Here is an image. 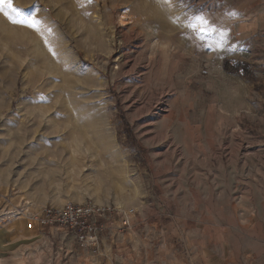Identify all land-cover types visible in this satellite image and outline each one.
I'll return each instance as SVG.
<instances>
[{
	"label": "rangeland",
	"instance_id": "1",
	"mask_svg": "<svg viewBox=\"0 0 264 264\" xmlns=\"http://www.w3.org/2000/svg\"><path fill=\"white\" fill-rule=\"evenodd\" d=\"M12 2L41 28L0 13V264H264V0ZM87 200L132 227L84 250L12 214Z\"/></svg>",
	"mask_w": 264,
	"mask_h": 264
},
{
	"label": "built area",
	"instance_id": "2",
	"mask_svg": "<svg viewBox=\"0 0 264 264\" xmlns=\"http://www.w3.org/2000/svg\"><path fill=\"white\" fill-rule=\"evenodd\" d=\"M14 215L27 220L29 230L51 234L59 232L68 235L81 249L98 251L104 236L111 232L132 227L134 210H125L115 205H103L92 200L66 202L60 206H42L30 211L26 203Z\"/></svg>",
	"mask_w": 264,
	"mask_h": 264
},
{
	"label": "snow or ice",
	"instance_id": "3",
	"mask_svg": "<svg viewBox=\"0 0 264 264\" xmlns=\"http://www.w3.org/2000/svg\"><path fill=\"white\" fill-rule=\"evenodd\" d=\"M165 2H168V0H165ZM0 13H3L12 23L21 24L35 31H40L41 21L32 15H23V10L15 7L12 0H0ZM229 14L235 15V13ZM185 27L193 38L205 43L209 49L222 51L228 46V31L222 26L217 25L205 14L194 13L188 16Z\"/></svg>",
	"mask_w": 264,
	"mask_h": 264
},
{
	"label": "trees",
	"instance_id": "4",
	"mask_svg": "<svg viewBox=\"0 0 264 264\" xmlns=\"http://www.w3.org/2000/svg\"><path fill=\"white\" fill-rule=\"evenodd\" d=\"M225 66L228 67L229 66V62L226 61L225 62ZM234 71L235 72H239V71H245V69H247L246 65L245 64H240V63H236L234 64Z\"/></svg>",
	"mask_w": 264,
	"mask_h": 264
},
{
	"label": "bare ground",
	"instance_id": "5",
	"mask_svg": "<svg viewBox=\"0 0 264 264\" xmlns=\"http://www.w3.org/2000/svg\"><path fill=\"white\" fill-rule=\"evenodd\" d=\"M167 45V44H166Z\"/></svg>",
	"mask_w": 264,
	"mask_h": 264
}]
</instances>
